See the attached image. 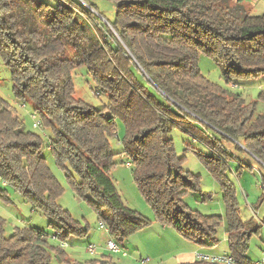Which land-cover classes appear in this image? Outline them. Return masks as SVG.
Returning a JSON list of instances; mask_svg holds the SVG:
<instances>
[{"label": "trees", "instance_id": "16d2710c", "mask_svg": "<svg viewBox=\"0 0 264 264\" xmlns=\"http://www.w3.org/2000/svg\"><path fill=\"white\" fill-rule=\"evenodd\" d=\"M107 1L114 17L105 23L91 0H0V56L10 70L14 97L32 103L50 130L55 163L68 172L75 194L91 195L97 217L119 243L150 221L122 202L109 176L115 120L125 129L121 154L155 220L185 239L213 245L222 217L201 214L184 202L200 177L182 167L184 156L177 155L169 133L177 127L204 144L210 153L197 155L223 191L226 254L236 264H254L248 241L259 227L239 217L234 185L225 173L231 154L221 139L240 138L264 167V112L255 115L256 102L246 103L210 81L197 60L200 52L213 57L228 84L264 75V12L251 15L229 0ZM81 66L95 87L109 94L106 107L75 97L72 71ZM42 145L0 97V179L32 209L58 222L50 225L65 240L86 229L58 204L64 190L41 155ZM5 221L0 216V264H49L43 230L22 226L6 236ZM53 249L65 264H113L107 256L74 262Z\"/></svg>", "mask_w": 264, "mask_h": 264}, {"label": "rangeland", "instance_id": "374dc122", "mask_svg": "<svg viewBox=\"0 0 264 264\" xmlns=\"http://www.w3.org/2000/svg\"><path fill=\"white\" fill-rule=\"evenodd\" d=\"M91 1L96 6L97 11L95 13L104 16L103 22L107 23L106 20L111 21L113 19L114 6L109 1ZM229 2L231 5H241L251 15H259L264 12V0H229ZM197 65L200 73L214 84L220 85L232 95H240L246 103L256 102L255 115L264 112V75L236 79L228 84L223 78L221 65L205 52H200ZM10 80V70L0 56V97L10 104L13 112L17 114L20 121L22 120L23 130L32 131L42 138L41 155L45 158L48 167L64 190L58 197L57 202L63 209L68 211L74 220L78 221L77 226L86 229V232L80 235L68 234L65 240L61 239L63 242L65 241L66 245L61 246L60 240L52 238L58 228L50 225V222L59 225L58 222L45 216L39 210L32 209L30 203L26 202L18 191L0 181V194L3 193L2 190H5L4 194L8 198L4 199L0 196V216L6 220V236L11 235L16 227L20 228L22 226L43 230L47 234L46 240L51 249L49 264H65L61 259V254L55 253L53 248H60L68 260L74 262L84 263L90 259L100 257L102 254L110 258L113 264H140L139 257L144 256L143 258H145L148 256L144 254L145 251L156 257L154 259L149 255L151 261L153 260V263L149 261V264H178L179 262L174 258L175 253L178 252H185L184 255H181L182 259H191L192 257L198 259L195 257L196 255L208 258L222 257L228 253L223 191L197 155L199 152H203V154L210 153V150L204 144L202 145L198 140L177 127L169 133V136L173 138L177 155L184 156L182 167L200 177L198 188L184 194V202L189 209L197 210L201 214L220 215L222 217L216 229L215 238L217 241L213 245L208 243L207 245H201L185 239L173 228L164 227L155 220L151 207L145 201L134 181L131 167L126 164L128 162L127 158L124 154H121L125 129L119 118L115 120L116 135L110 140L111 149L116 153L114 156L115 165L110 168L109 176L113 179L122 202L150 221L146 227L131 234L119 243L111 239L109 234L105 232V226L97 217L98 209L89 202L92 199L91 195L87 193L85 196H79L72 190L67 177L68 172L55 163L54 156L49 148L50 130L42 125H35L36 121L40 122L39 115L34 111L31 102L14 97L12 81ZM72 81L75 97L95 108L106 107L109 103V94L95 87L84 66L73 69ZM210 133L221 139L219 135L214 134L212 131ZM221 141L227 152L231 154L226 162L225 173L234 185L239 217L247 226L259 227L258 234L253 233L249 238L247 256L253 263L264 264L262 262L264 258V180L262 177L264 169L253 156L245 151L240 138L238 141L222 138ZM246 165H249V167H245ZM67 168L73 178L79 181L78 176L72 169L68 166ZM110 239L121 248V251L126 253L124 257L121 253L111 252L105 248L107 241ZM89 244L97 248V254H91L87 251ZM157 255L161 256L157 257Z\"/></svg>", "mask_w": 264, "mask_h": 264}, {"label": "built area", "instance_id": "2783aa9c", "mask_svg": "<svg viewBox=\"0 0 264 264\" xmlns=\"http://www.w3.org/2000/svg\"><path fill=\"white\" fill-rule=\"evenodd\" d=\"M35 125L36 126H40L42 125L39 121H36L35 122ZM128 166H129V162L126 163ZM0 181H2L0 179ZM4 183V181H2ZM52 238H55V239H58L61 241V246H64L66 245L65 244V241L63 242L60 238H59V232H55V234L52 236ZM106 249L111 251V252H115V253H121V255H126V253L124 251H121V248L116 245L111 239L107 241L106 243ZM87 250L89 253H96L97 254V248H95L94 245L92 244H89L87 246ZM196 257L198 259H201V260H206V261H210V262H218V263H221V264H236L228 255H224L222 257H211V258H208L206 256H201V255H196ZM149 261L150 259L148 257H145V258H141L140 259V264H149ZM262 262H264V258L262 259ZM257 264V263H256Z\"/></svg>", "mask_w": 264, "mask_h": 264}, {"label": "crops", "instance_id": "0c3cea01", "mask_svg": "<svg viewBox=\"0 0 264 264\" xmlns=\"http://www.w3.org/2000/svg\"><path fill=\"white\" fill-rule=\"evenodd\" d=\"M258 161V160H257ZM259 162V161H258ZM260 163V162H259ZM263 167V166H262ZM263 169H264V167H263ZM105 232L106 233H108V230L106 229V227H105ZM106 248V247H105ZM101 250V249H100ZM99 250V251H100ZM88 251V250H87ZM146 253H144V254H147L148 256V258H149V255H151V257H153L154 259H156V257L155 256H153V254H151L150 252H148V251H145ZM185 254V252H178V253H175V255H174V258H175V260H177V262H179L178 264H182V263H191V262H194V261H196L197 259L196 258H191V259H182L183 257L181 256V255H184ZM227 255V254H226ZM102 256H105V255H102L101 254V256L100 257H96V258H94V259H97V258H101ZM123 256V255H122ZM158 256H161V255H157V257ZM179 256H181V257H179ZM144 256H142V258H143ZM196 257V256H195ZM140 259H141V256L139 257ZM150 259V258H149ZM139 262H140V260H139ZM150 262H152L153 263V260L151 261V259H150ZM254 264H256V263H254Z\"/></svg>", "mask_w": 264, "mask_h": 264}]
</instances>
